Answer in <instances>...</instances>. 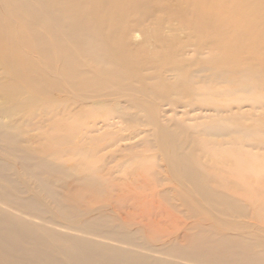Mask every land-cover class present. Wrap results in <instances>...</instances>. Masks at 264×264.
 <instances>
[{
    "label": "bare ground",
    "instance_id": "6f19581e",
    "mask_svg": "<svg viewBox=\"0 0 264 264\" xmlns=\"http://www.w3.org/2000/svg\"><path fill=\"white\" fill-rule=\"evenodd\" d=\"M260 92L264 0H0V264H264Z\"/></svg>",
    "mask_w": 264,
    "mask_h": 264
},
{
    "label": "rangeland",
    "instance_id": "374dc122",
    "mask_svg": "<svg viewBox=\"0 0 264 264\" xmlns=\"http://www.w3.org/2000/svg\"><path fill=\"white\" fill-rule=\"evenodd\" d=\"M259 94H264V92H260ZM181 117V114L179 113L178 115L175 116V118H180ZM262 117L260 118H255L254 121H259L261 120ZM186 123H188V121H185ZM108 128V127H107ZM113 129L115 130L116 128H120V129H124L125 128V124H121V123H118L115 127H109L108 129ZM133 141V140H130V139H123V140H120L119 141V146L121 147V149L123 150H126L128 147H129V143ZM43 194V193H42Z\"/></svg>",
    "mask_w": 264,
    "mask_h": 264
}]
</instances>
